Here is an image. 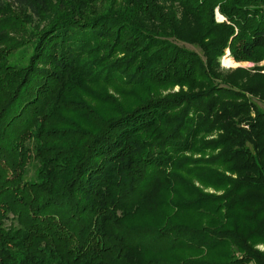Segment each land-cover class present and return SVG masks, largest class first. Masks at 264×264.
<instances>
[{
    "label": "trees",
    "instance_id": "obj_1",
    "mask_svg": "<svg viewBox=\"0 0 264 264\" xmlns=\"http://www.w3.org/2000/svg\"><path fill=\"white\" fill-rule=\"evenodd\" d=\"M75 1L0 0V12L48 21L38 30L0 18V264H263L249 242L264 243V111L194 53L135 25L133 12ZM223 1L183 5L206 16L207 37L228 41L233 30L213 18ZM228 1V18L242 22L233 56L263 60L264 0ZM23 50L28 64L11 63ZM120 50L128 61L93 57ZM193 75L211 86L188 98L139 96ZM100 85L116 86L126 106ZM132 98L139 105L127 109ZM215 128L224 135L206 140ZM195 181L228 190L206 194Z\"/></svg>",
    "mask_w": 264,
    "mask_h": 264
},
{
    "label": "rangeland",
    "instance_id": "obj_2",
    "mask_svg": "<svg viewBox=\"0 0 264 264\" xmlns=\"http://www.w3.org/2000/svg\"><path fill=\"white\" fill-rule=\"evenodd\" d=\"M71 1L76 2L75 0ZM93 1L94 7L88 8L87 12H89L90 9V12H92L97 9H99L100 11L111 10V8L113 9V11H115V13L121 14L122 16H124V14L128 12H133V14L137 17V20H134L135 25L140 28L146 29L151 35H154L165 41L171 42L179 47H182L194 53L201 60L204 66L209 67L210 65V69L216 76L214 78L217 79V81L230 82L236 85L237 87L241 88L248 96L249 100L258 108L264 111V91H262L261 89L264 83V59L259 60V62L239 61L233 56L232 50L229 45L233 42V39L241 33L239 26L242 25V22H233L232 17L231 19L228 18V11H230L228 0L219 2L213 10V18L215 24L219 26H226L234 32V34L232 35H230L229 32V36H224V38H227L228 41H222L223 37L220 38V36L216 37L211 35L207 37L209 33L207 30H204L207 27L205 26V23L208 22L206 16H204V14L203 16H199L198 14L196 16L195 14H193L194 16L189 15L186 12V8L184 7L185 5H183L184 0H142L140 3H138L141 5H138L137 3L131 0ZM141 6L148 7L149 9H151V11H149L150 14L139 13V11L141 10ZM223 6L225 7V11L227 13L221 12V7ZM155 10H158L160 13H163L159 16L160 18L152 16V13L154 15H158ZM11 15L27 20L32 26H34L38 30L43 29L48 24V21L46 22L44 20L38 19L34 21L28 11L20 12L17 10L16 7L11 8L9 11L0 12V18L9 17ZM26 39L27 37L25 36L24 40ZM155 49L149 51L148 54H151L156 51ZM30 54L31 50H28L27 52L24 50L19 51L16 57H14V61L10 62L14 65H27L30 59ZM106 55L107 52H101L98 54H93V57H101V59L103 58V64L105 65H108L114 61H119V59L124 58L125 55V61H128L129 59L127 57V53L122 50H120V53H118L114 57L109 55L106 58ZM229 60L230 62H234V64H227V61ZM106 62L108 64H106ZM155 81L165 82L162 73H160V75L156 78ZM167 81H169V83L164 86H145L143 89L138 90L139 96L142 99L147 98L154 100L173 97L188 98L202 93L205 87L207 89L211 86L207 85L205 81L200 80V77L198 75L189 76L188 78L184 79H171V77L169 76L167 78ZM0 86H6L5 80L0 83ZM100 86L101 90L98 91L100 95H102L104 98L110 95L114 96L116 99H118L119 102L126 106L125 103L122 102V99L114 91V87L116 86ZM98 87L99 85L93 86L92 89L97 91ZM1 92L2 91L0 88V100H2ZM145 92L146 96L144 95ZM79 99L85 102L87 105H94L95 107L99 108V104L95 101L94 98L90 96L82 95L81 97L79 96ZM222 101L223 103H227V101L221 99V102ZM239 102L241 103V99H239ZM110 104L102 110L110 111L114 109V101H112ZM193 104L197 105V103L195 102H193ZM203 104V107H206L205 101H203ZM136 105H139V102L136 99L132 98L127 104V109L133 108ZM106 116L110 118L112 117V114L107 113ZM252 116L254 117L255 114H252ZM241 127L246 130H250L248 124L246 123L241 125ZM221 129L222 128L213 129V132L208 137H206V140L212 141L219 139L221 136L224 135V131ZM262 160L264 162L263 156ZM226 175H229V173H226ZM236 177V175L233 176L234 179ZM195 182L196 185L199 186L200 190L206 194L223 195L227 193L228 190L227 188H216L209 185L205 186L201 185L197 181ZM202 221L205 224L208 221V218H202ZM249 245L251 246L253 251L257 253V255H259L261 261L264 264V243L249 242ZM233 256L241 257L242 252L235 250L233 252ZM214 261L218 262L219 260L214 259ZM250 264L258 263L256 261H253Z\"/></svg>",
    "mask_w": 264,
    "mask_h": 264
},
{
    "label": "bare ground",
    "instance_id": "obj_3",
    "mask_svg": "<svg viewBox=\"0 0 264 264\" xmlns=\"http://www.w3.org/2000/svg\"><path fill=\"white\" fill-rule=\"evenodd\" d=\"M227 64H234V62H230V60H229V61H227Z\"/></svg>",
    "mask_w": 264,
    "mask_h": 264
}]
</instances>
